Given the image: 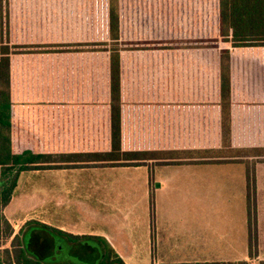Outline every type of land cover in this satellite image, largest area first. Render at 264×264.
<instances>
[{
  "label": "trees",
  "instance_id": "1",
  "mask_svg": "<svg viewBox=\"0 0 264 264\" xmlns=\"http://www.w3.org/2000/svg\"><path fill=\"white\" fill-rule=\"evenodd\" d=\"M192 51L216 57L215 96L222 145L228 147L232 53L247 56L244 72L264 83V0H0L2 238L13 232L2 208L21 172L144 162L138 153L119 152L124 151V104L160 95L162 62H183ZM171 81H178L176 75ZM149 82L153 89L140 85ZM52 145L67 152L53 153ZM205 154L200 162L237 160ZM246 188L249 202L254 193L249 170ZM34 223L64 244L58 264H124L103 237L75 235L34 220L24 226ZM20 234L21 229L10 248L0 250V264H50L32 257L27 237L22 241ZM79 245L98 248L99 257L88 263L70 255Z\"/></svg>",
  "mask_w": 264,
  "mask_h": 264
},
{
  "label": "crops",
  "instance_id": "2",
  "mask_svg": "<svg viewBox=\"0 0 264 264\" xmlns=\"http://www.w3.org/2000/svg\"><path fill=\"white\" fill-rule=\"evenodd\" d=\"M210 57L211 53L192 51L185 54L183 62H162L166 69L160 73V95L128 99L123 108V150L190 151L193 158L155 159L139 165L94 162L88 167L45 169L54 172L48 181L50 205L47 212L38 214L24 206L37 199V190L18 201L15 197L19 177L26 172L23 171L9 203L2 208L13 232L8 238L0 234V250L10 248L11 239L21 229L20 237L22 241L27 237L32 257L47 258L50 264L60 263L63 257L56 255L64 256L65 251L61 239L52 231L45 232L38 224L24 226L34 220L75 235L103 237L124 264H264V160L250 161L259 154L251 157L240 154L241 157L223 158L237 160L200 162L206 156L203 152H212L222 144L220 107L215 96L217 61L216 57L213 60ZM246 57L239 52L232 53L231 57L230 145L240 149L238 152L254 149L264 159V83L244 72L242 59ZM180 66L185 72L178 69ZM170 67L177 68L178 72H169ZM175 75L178 81H171ZM140 85L154 88L150 82ZM50 150L66 151L57 145H52ZM247 158L249 162L242 161ZM228 164L243 166L244 179L240 182V194L230 196L225 205L202 202L193 188L192 193L181 197L170 195L164 179L152 178L157 166ZM106 168H145L146 172L139 181L132 177L119 181L97 179L89 190L74 188L80 187L81 181L70 179L67 174L68 170ZM248 170L254 176V193L249 202ZM110 185L118 187L114 188L119 193L117 197L107 196ZM74 195L80 201L81 197L95 201V210L82 215L91 220L90 225L84 219L81 227L71 223L68 210H63V205L67 208L66 203ZM219 201L216 198V203ZM21 207L20 213L13 212ZM250 248L255 250L251 257ZM69 254L92 263L99 257V250L79 245Z\"/></svg>",
  "mask_w": 264,
  "mask_h": 264
},
{
  "label": "rangeland",
  "instance_id": "3",
  "mask_svg": "<svg viewBox=\"0 0 264 264\" xmlns=\"http://www.w3.org/2000/svg\"><path fill=\"white\" fill-rule=\"evenodd\" d=\"M238 148H232L231 145L226 147L222 145L219 148L214 149L212 152H203L205 155L207 153L210 155H218L220 158L230 157V156H240L245 157L249 155L248 152ZM125 153H138V156L144 161H152L155 159H175L185 156L192 157L190 151L178 152L177 150H147V149H126L124 151H119ZM245 152V153H244ZM198 155V154H195ZM244 155V156H243ZM124 156V155H123ZM136 158V157H134ZM193 158V157H192ZM236 159V158H233ZM240 160V159H239ZM262 161V154H259L257 158H252L250 161ZM242 161H249L248 158ZM146 172L145 168H114V169H82V170H68L67 174L70 179L76 181H81L80 187H74L84 190H89L92 185L96 183L97 179H106L114 181H119L120 179H125L127 177H132V180L137 179L138 181L143 178V174ZM54 172L48 170H37V171H26L20 175L17 188L15 190V197L21 199V196H26L33 194L35 190L39 192L37 199L34 198L30 203L24 204L25 208L31 207L30 210L36 211V213L47 212L49 209L50 202H48V191L49 185L48 181L52 178ZM154 176V177H153ZM152 178H162L167 182V193L170 195L177 194V196L192 193V188L194 189V194L201 196L202 202L210 201V204L216 205H225L230 196L235 197L240 194V182L244 179V168L241 165L237 164H228V165H186L181 167L175 166H157L154 167L152 172ZM95 179V180H94ZM157 183H155L156 185ZM97 186V185H96ZM95 188V187H94ZM97 188H99L97 186ZM110 185L107 187L109 189V197H117L119 194ZM114 189V190H113ZM78 190V189H77ZM111 191V192H110ZM77 192V191H74ZM82 194V193H81ZM46 195V196H45ZM77 195L71 197V199L66 203L67 208L63 205V210H68L71 223L78 224L81 227V222H88L90 225L91 220L88 218L82 217L90 213L91 210H95L96 203L95 201H90L91 198L81 197V201L77 200ZM216 198L220 201L216 203ZM40 200V201H39ZM89 200V201H88ZM209 204V203H208ZM60 209V207H59ZM23 210L22 207L13 212H19ZM12 212V210H10ZM61 211V210H60ZM32 212V211H31ZM20 213V212H19ZM47 216V215H45ZM85 221H84V220ZM81 220V221H80ZM95 224V223H94ZM96 225V224H95ZM73 226V225H71ZM75 228L77 225H74ZM96 228V226L94 227ZM255 253V250H252V254ZM57 258L63 257L61 253L56 255ZM65 256V254H64Z\"/></svg>",
  "mask_w": 264,
  "mask_h": 264
}]
</instances>
